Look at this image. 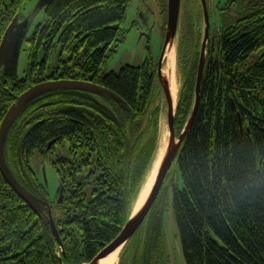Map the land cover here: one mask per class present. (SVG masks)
I'll return each instance as SVG.
<instances>
[{
    "label": "trees",
    "instance_id": "trees-1",
    "mask_svg": "<svg viewBox=\"0 0 264 264\" xmlns=\"http://www.w3.org/2000/svg\"><path fill=\"white\" fill-rule=\"evenodd\" d=\"M25 1L0 0V41L14 15L20 18ZM166 3L162 0L163 33ZM206 3L209 15L211 9L219 12L221 24L210 28L194 109L203 14L200 0H182L195 26V43L191 58L181 65L174 110L177 138L191 119L170 165L173 177L167 171L146 217L121 248L119 259L125 264L166 263L162 228L168 208L185 264H264V0ZM128 4L46 0L43 19L23 38V75L0 69V121L20 93L47 79L96 83L125 103L104 93L58 89L36 97L18 114L8 132L5 160L40 199L43 212L50 206L64 252L49 225L0 173V264L89 261L130 215L158 146L159 107L149 48L137 65L102 71L120 42ZM56 48L57 64L46 73ZM50 140L54 143L46 150ZM63 142L68 155L51 160L64 189L63 202L48 198L47 205L46 186L31 161L36 151L46 154ZM54 207L61 210L58 216Z\"/></svg>",
    "mask_w": 264,
    "mask_h": 264
},
{
    "label": "rangeland",
    "instance_id": "rangeland-1",
    "mask_svg": "<svg viewBox=\"0 0 264 264\" xmlns=\"http://www.w3.org/2000/svg\"><path fill=\"white\" fill-rule=\"evenodd\" d=\"M38 4L39 0H26L21 7L19 22H22V20L27 15H32V24L27 28V32L25 33L26 36L30 34L33 25L43 19V9H41V7L39 8ZM161 10L162 0H129L128 8L122 25V30L119 34L120 42L115 47L114 52H112L104 62L102 66L103 72H108L110 70L117 71L123 64L137 65L143 60L146 53L144 46L147 38L145 35H142V31L145 29H147V32L150 33L148 40L151 47V54L154 60H159L161 52L159 48L164 41L162 27L164 16H162L163 13ZM218 13V11L212 9L210 10V27H217L221 24V20L219 18ZM140 14H142L146 18V23L141 20ZM194 27L195 26L190 20V17L186 8L184 7V4H182L179 11V21L176 33L172 37V39H170V41L174 45V62L172 63V71L170 68H168L166 58L163 56L161 81L159 82V80H157V92L154 97L155 100L157 94L160 95V100L158 103V125L156 130V143H158V146L154 153L155 157L157 154L159 155V157L152 178H155L157 169L160 166L161 161L163 160L169 142L166 98L163 91V89L166 88L167 83L165 82V76L163 72L170 71V80L173 78V80L176 81V88H178L179 90L182 81L181 65L183 64L184 60L190 59L193 53L195 43ZM201 31L203 33V22ZM26 47L27 42L25 40H22L18 60L12 70L8 69V65L4 66L7 70H10L17 77H21L23 75V71L26 66ZM57 56L58 49L56 48L51 53L46 68V73H48L52 69V67L57 64ZM171 74L173 75L171 76ZM178 90L177 92L173 93L175 100ZM152 138L153 136L149 137L147 142L144 144V150L146 153L149 149V145L151 144ZM175 139L174 142H178V138L175 137ZM60 155H68L65 142L56 144L54 149L46 154H41L40 152L36 151L31 161V167L36 172L38 178L43 182V184H45L47 189V195L50 200L55 198V193L58 186V177L52 167L51 160L56 156ZM173 167L174 166L172 165L168 169V175L170 178H172L174 175ZM151 186L152 182L150 184V187ZM52 209L55 216H58V214L61 213V210L57 209L56 207ZM162 231L163 246L166 255L165 264H185L181 253V246L177 234L176 225L169 208L166 209L163 213ZM121 248L117 251L116 264H125L119 259Z\"/></svg>",
    "mask_w": 264,
    "mask_h": 264
},
{
    "label": "water",
    "instance_id": "water-1",
    "mask_svg": "<svg viewBox=\"0 0 264 264\" xmlns=\"http://www.w3.org/2000/svg\"><path fill=\"white\" fill-rule=\"evenodd\" d=\"M46 0H39L38 7L42 8ZM202 6V14H203V33L201 37L200 43V58L199 64L197 68V75H196V82H195V105L199 99V88H200V81L202 77L203 67H204V58H205V46L208 41L209 37V12L206 0H200ZM182 5V0H167L166 3V31L164 36V41L162 44L159 60L157 63V79L159 82L161 81L162 75V59L164 56V50L166 48L167 43L172 39L175 35L178 21H179V11ZM141 20L146 23V18L140 14ZM32 21V15H27L22 22H19V14H15L8 26L6 27L1 41H0V66L3 64L4 71H10L13 67H15L19 51L21 48L22 40L27 32V28L30 26V22ZM8 65L7 70L4 66ZM167 83L166 88L163 89L165 98H166V108H167V126L169 130V142L167 146V150L161 161L160 166L157 169V173L155 178H152V186L148 188L146 197L138 204L137 210L130 215L123 225L121 231L118 235L110 241L106 246H104L97 254H95L89 261H83L80 263H71V264H91L93 261L105 256L109 252L113 251L119 245H124L125 242L133 235L135 230L138 226L142 223L144 218L146 217L149 209L151 208L153 202L155 201L157 194L159 192L160 187L164 181L166 173L177 153L179 144L185 135L189 121L185 125L184 129L181 131L178 142H174L175 139V131H174V110L172 107V97L168 87V81L165 79ZM58 89H80V90H87L94 93L99 94H107L111 98H113L117 103L121 106H125L124 101L112 90L98 85L96 83H92L89 81L77 80V79H47L40 82H37L31 86H29L26 90L20 93L15 100L10 104V106L5 111L1 121H0V173L3 175L6 182L9 186L14 190V192L26 203L28 204L43 220L45 224H48L52 235L55 241L58 243L62 251L64 252L63 246L64 243L61 240L57 226L55 224L54 217L52 215V211L50 206H47L46 211L43 212L41 209V204L39 199L31 194L26 187L21 184L14 174L11 172L9 166L5 160V144L8 137V132L18 116V114L25 108V106L35 99L36 97ZM160 100V95L158 94L155 99V106L158 105ZM234 108V105H233ZM193 113V112H192ZM249 131V129H247ZM54 143V140H50L47 142L46 150H48L51 145ZM63 193L64 189L62 188L60 191V185L58 183L57 190L55 193V201L57 203L63 202ZM45 204L48 205V198L44 199ZM69 242V238L65 240V244L67 245ZM60 264H69V263H60Z\"/></svg>",
    "mask_w": 264,
    "mask_h": 264
},
{
    "label": "bare ground",
    "instance_id": "bare-ground-1",
    "mask_svg": "<svg viewBox=\"0 0 264 264\" xmlns=\"http://www.w3.org/2000/svg\"><path fill=\"white\" fill-rule=\"evenodd\" d=\"M173 55H174V45L171 41H169L166 45L165 50H164V57L166 58L167 66H168V68L171 69V71H172V63L174 62ZM169 72L170 71H167V72L164 71L163 73H164L165 79L168 81L169 90L171 89L170 93H171V97H172V107L174 109L176 107L177 96H176V100H175L173 93L177 92L178 88H176V85H177L176 81L173 80V78L170 80ZM172 75L173 74H171V76ZM158 157H159V155L157 154L156 157L154 158V160L152 161L150 167H149L148 173L146 174L144 181L140 187V190H139V192H138V194H137V196L133 202L132 213H134L137 210L138 204L141 203V201L146 197V195L148 193L147 190L150 187V184L152 181V176H153V173L156 169V163H157ZM121 246L122 245H119L113 251H111L108 254H106L105 256L93 261L91 264H116V262H117V251L121 248Z\"/></svg>",
    "mask_w": 264,
    "mask_h": 264
},
{
    "label": "flooded vegetation",
    "instance_id": "flooded-vegetation-1",
    "mask_svg": "<svg viewBox=\"0 0 264 264\" xmlns=\"http://www.w3.org/2000/svg\"><path fill=\"white\" fill-rule=\"evenodd\" d=\"M210 28L211 27H209V37H210ZM146 30V31H145ZM145 30H143L142 31V35H145L146 36V38H147V40H146V43H145V46H144V49L145 50H147L148 48H149V50H150V43H149V40H148V37H149V35H150V33L149 32H147V29H145ZM145 32V33H144ZM147 32V33H146ZM164 34V36H165V32L163 33ZM209 37H208V39H209ZM163 44V43H162ZM162 44H161V46H160V48H159V50L161 51V48H162ZM207 44H208V41H207ZM207 44H206V46H205V50H207ZM154 62H155V64H156V69H157V63H158V59H155L154 60ZM0 69H3V64H2V66H0ZM48 198V195L47 196H45V198ZM44 198V199H45ZM39 201H40V199H39ZM40 204H41V201H40ZM41 207H42V204H41Z\"/></svg>",
    "mask_w": 264,
    "mask_h": 264
}]
</instances>
